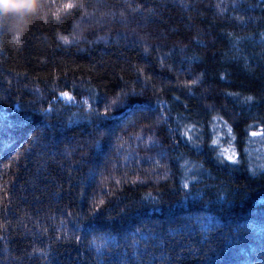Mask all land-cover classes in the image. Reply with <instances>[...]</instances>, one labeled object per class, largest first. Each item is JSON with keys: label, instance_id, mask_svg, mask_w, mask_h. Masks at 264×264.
<instances>
[{"label": "trees", "instance_id": "1", "mask_svg": "<svg viewBox=\"0 0 264 264\" xmlns=\"http://www.w3.org/2000/svg\"><path fill=\"white\" fill-rule=\"evenodd\" d=\"M67 2L0 26V264H264V0Z\"/></svg>", "mask_w": 264, "mask_h": 264}, {"label": "clouds", "instance_id": "2", "mask_svg": "<svg viewBox=\"0 0 264 264\" xmlns=\"http://www.w3.org/2000/svg\"><path fill=\"white\" fill-rule=\"evenodd\" d=\"M40 4L41 0H0V26L15 28L26 23Z\"/></svg>", "mask_w": 264, "mask_h": 264}, {"label": "snow or ice", "instance_id": "3", "mask_svg": "<svg viewBox=\"0 0 264 264\" xmlns=\"http://www.w3.org/2000/svg\"><path fill=\"white\" fill-rule=\"evenodd\" d=\"M76 6H77V4H76L75 0H68V2L63 5V8L65 10H67V9H72ZM61 39L65 40V42H67V37H61ZM61 95L67 97L68 93H62ZM248 99H251V98H248ZM112 103H116V101L114 100ZM229 158L231 159V157H229ZM185 187H187V185H185Z\"/></svg>", "mask_w": 264, "mask_h": 264}]
</instances>
